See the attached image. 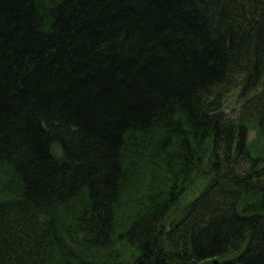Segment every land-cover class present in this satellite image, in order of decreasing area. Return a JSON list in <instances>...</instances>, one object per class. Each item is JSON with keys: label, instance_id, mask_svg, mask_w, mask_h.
Here are the masks:
<instances>
[{"label": "trees", "instance_id": "1", "mask_svg": "<svg viewBox=\"0 0 264 264\" xmlns=\"http://www.w3.org/2000/svg\"><path fill=\"white\" fill-rule=\"evenodd\" d=\"M0 264H264V0H0Z\"/></svg>", "mask_w": 264, "mask_h": 264}, {"label": "rangeland", "instance_id": "2", "mask_svg": "<svg viewBox=\"0 0 264 264\" xmlns=\"http://www.w3.org/2000/svg\"><path fill=\"white\" fill-rule=\"evenodd\" d=\"M240 91V86L232 89L228 94H227V100H226V104L225 107L228 110V112L230 114H233V112L235 111V109L240 105V103H237L236 100V95H238V92Z\"/></svg>", "mask_w": 264, "mask_h": 264}, {"label": "water", "instance_id": "3", "mask_svg": "<svg viewBox=\"0 0 264 264\" xmlns=\"http://www.w3.org/2000/svg\"><path fill=\"white\" fill-rule=\"evenodd\" d=\"M215 263V262H214Z\"/></svg>", "mask_w": 264, "mask_h": 264}]
</instances>
